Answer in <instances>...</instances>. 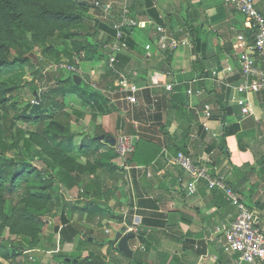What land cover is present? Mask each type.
<instances>
[{"label": "crops", "instance_id": "crops-1", "mask_svg": "<svg viewBox=\"0 0 264 264\" xmlns=\"http://www.w3.org/2000/svg\"><path fill=\"white\" fill-rule=\"evenodd\" d=\"M101 2L108 11L94 12L95 18L103 17L113 24L120 10L128 6L140 22L139 27L128 29V48L117 62L118 69L138 86V103L129 102L126 93L118 91V79L106 59L81 57L82 83L85 79L86 86L101 93L108 99V107L115 110L91 121L87 107L84 119L77 120L73 114L76 127L72 129L89 136L102 131L116 144L106 139L99 141L115 149L121 136L133 138L134 150L128 152L135 151L133 162H123L117 154L113 160L117 172H98L95 179L102 187L100 198L83 195L79 187L63 190L62 201L72 203L75 210L60 203L59 223L55 222V213L49 217L54 225L44 236L48 239L39 248H25L27 252L15 261H5L238 264V254L216 232L217 227L235 219V207L222 191L210 189L204 181L195 193L189 194L188 175L169 163L167 157L186 153L224 177L253 210L264 232V92L243 94L237 90L242 82L237 36L250 30L244 17L223 0ZM256 3L264 14V0ZM157 24H166L172 30L183 28L184 34L178 36L187 38L189 44L174 51L161 50L154 30ZM105 36L99 31L94 39L101 42ZM199 39L206 43L205 47L199 45ZM149 43L151 54L145 48ZM194 50L200 51L196 54ZM28 69L34 71L31 66ZM167 85L172 89L168 90ZM190 89L192 94L188 93ZM81 100L76 98L79 107ZM246 104L251 109L248 116L243 113ZM207 107L210 116L205 114ZM67 195L72 200H67ZM92 201L101 206L95 215L92 208H87ZM170 213H177L172 224ZM63 217L81 230L72 241H60ZM136 217H141L139 233L141 229L143 236L138 233L130 239L132 255L128 256L114 238L118 231L129 232L127 226Z\"/></svg>", "mask_w": 264, "mask_h": 264}, {"label": "trees", "instance_id": "trees-1", "mask_svg": "<svg viewBox=\"0 0 264 264\" xmlns=\"http://www.w3.org/2000/svg\"><path fill=\"white\" fill-rule=\"evenodd\" d=\"M91 10L108 11L101 0H0V79L6 68L26 64L35 68L31 80H0V234L9 227L10 236L21 240L18 244L11 238L0 240V258L9 262L22 255L23 244L34 249L46 241L42 218L63 202L60 189L79 187L83 195L95 200L103 196L95 179L98 172L118 170L113 163L116 149L95 138L102 131L96 130L93 136L73 131V114L77 120L84 119L87 111L75 109L72 114L60 100L69 95L81 98L80 105L89 108L92 121L115 110L108 107V99L83 87L82 82L77 85L74 74H44L39 65L42 59L34 53V45L39 43L42 53L57 62L72 60L80 52L85 59H107L105 45L115 34L113 24L103 17L86 18ZM99 31L106 35L103 43L91 40ZM245 33L253 39L250 30ZM198 43L206 46L201 39ZM43 76L54 83L45 87L40 82ZM26 86L33 91L35 103L22 98ZM134 152L127 154L128 163L133 162ZM66 205L74 209L72 203ZM87 208L95 215L101 206L92 201ZM86 213L90 215V211ZM61 219L60 241H72L81 230L66 217ZM139 236H143L141 229Z\"/></svg>", "mask_w": 264, "mask_h": 264}, {"label": "built area", "instance_id": "built-area-1", "mask_svg": "<svg viewBox=\"0 0 264 264\" xmlns=\"http://www.w3.org/2000/svg\"><path fill=\"white\" fill-rule=\"evenodd\" d=\"M223 2L244 17L245 25L252 31L251 37H253L252 40H249L245 33H240L237 36V44L240 47L238 62L242 79L237 90L243 94L264 92V14L257 7L256 0H223ZM96 5H101V3L96 1ZM139 25V20L131 14L130 8L124 6L120 10L117 20L113 22L115 31L113 39L105 45L107 65L118 79V91L126 93L127 100L134 104L138 103L136 96L138 86L129 81V78L118 69L117 62L119 55L128 48L127 29L136 28ZM154 30L157 46L163 51H174L180 46L189 44L187 38L178 36L184 34L183 28L172 30L166 24H157ZM145 48L151 54L152 44H147ZM80 53L81 57H84V53ZM80 60L81 58L75 57L72 61H52L44 70V74L68 72L82 75ZM167 89L171 90L172 86L167 85ZM188 93L192 94L193 91L190 89ZM32 102L35 103V100ZM243 113L245 116L251 114V109L247 104L244 105ZM205 114L210 116L209 107L206 108ZM134 143L135 140L128 136H121L118 139L116 152L123 162L126 161L128 152L134 150ZM167 159L169 163L178 166L188 175L187 190L189 194L195 193L198 184L204 181L210 189L222 191L235 207V219L217 227L216 232L222 234L228 247L238 254V264H256L259 261H264V232L260 228L258 217L240 199L226 179L214 174L207 164L197 163L186 153L182 152L173 158L167 157ZM140 224L141 217H136L133 224L127 226V230L138 234Z\"/></svg>", "mask_w": 264, "mask_h": 264}, {"label": "rangeland", "instance_id": "rangeland-1", "mask_svg": "<svg viewBox=\"0 0 264 264\" xmlns=\"http://www.w3.org/2000/svg\"><path fill=\"white\" fill-rule=\"evenodd\" d=\"M94 11L91 10L90 12H87V14L85 15L86 18H89V19H93L95 18V15L93 14ZM92 41H95L94 37H92L91 39ZM65 45L69 46V42H66ZM59 50L61 49L60 47H57ZM34 53L36 55H38V57L42 58L41 63L39 64L42 68L47 69L48 65L50 62L52 61H56L54 60L55 58L54 57H46L45 54L42 53V47L39 43H35L34 45ZM82 54L81 53H78L75 55V57H79L81 58ZM74 57V58H75ZM73 60V59H72ZM72 60H69V59H66V58H63L62 61H72ZM26 66V67H25ZM33 67V69L35 70L34 66L32 64H26V65H16L14 68H6L2 74V77L0 80H5V79H8V78H13V79H16L18 81H21V80H24L26 79L27 80H31L32 78V72L29 71L28 68ZM64 72H60L59 74H62ZM51 74H54V73H51ZM41 83L44 84L45 87H48L49 85H51L52 83H54V81H50V82H47V79H45V76L42 77V79L40 80ZM83 87L86 86V81L84 79L83 81V84H82ZM40 89H43L40 87ZM41 90H40V94H41ZM24 97V100L26 101H33L35 100V97L33 95V91L29 88V86H26L25 88L22 89V98ZM60 100L64 101L65 102V108H66V111L70 112L73 114V111L76 109V110H83V111H86V108L83 107L82 105H80L79 107V104L78 102L76 101V98H74L73 96L69 95L67 96L66 98H60ZM52 110L55 112L56 109L55 108H52ZM74 116V115H73ZM72 116V122H71V125L72 127H76L75 125V121H74V117ZM30 128L31 129H35V125H30ZM36 164L38 163L37 161L35 162ZM64 189H60L61 193ZM68 199L67 200H72V196L70 195H67ZM60 204H58L56 206V208L54 209V211L51 213V214H48L46 216H43L42 218V224H41V231H42V234L43 236L47 237V232L49 230H52L51 227L53 224H50V221H51V218H49L51 215H53L54 213V217H55V222L56 223H59V219L57 218L59 213H60ZM8 239V238H11L13 242H15L14 244H18L21 240H18V237L15 235V236H10V228L9 227H5L3 232L0 234V240L1 239ZM48 239V238H46ZM24 244H23V248H21V251L24 253L25 251L27 252V250H25L24 248ZM27 248V247H26ZM22 253V254H23ZM22 262L24 263V261L22 260ZM8 262H6L5 260L1 259L0 258V264H5Z\"/></svg>", "mask_w": 264, "mask_h": 264}, {"label": "water", "instance_id": "water-1", "mask_svg": "<svg viewBox=\"0 0 264 264\" xmlns=\"http://www.w3.org/2000/svg\"><path fill=\"white\" fill-rule=\"evenodd\" d=\"M73 79L77 85L81 84L82 82V77L80 75H73ZM98 140H103L106 139L111 145L116 144V140L114 138L108 137L106 138L104 134L96 137ZM177 219V213H170L169 214V222L170 224L176 222ZM136 235L133 232H127L123 234L122 231H118L115 235L114 241L118 244L119 249L126 255L131 256L132 255V250L129 246V241L130 239L135 238Z\"/></svg>", "mask_w": 264, "mask_h": 264}]
</instances>
